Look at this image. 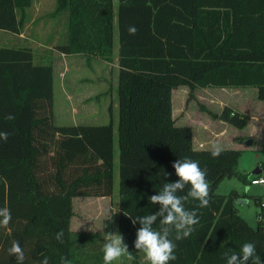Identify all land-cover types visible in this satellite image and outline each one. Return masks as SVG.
I'll use <instances>...</instances> for the list:
<instances>
[{"label": "trees", "instance_id": "1", "mask_svg": "<svg viewBox=\"0 0 264 264\" xmlns=\"http://www.w3.org/2000/svg\"><path fill=\"white\" fill-rule=\"evenodd\" d=\"M32 1L0 0V29L20 33ZM62 11L68 13L67 41L60 50L107 62L112 61L116 17L117 229L126 237L132 264L140 224L123 213L158 211L148 198L164 181L178 180L172 164L184 157L207 170L210 202L203 208L191 197L184 202L186 209H197L198 223L187 238L174 241L176 259L169 264H226L222 254L239 253L246 242L255 244L264 260V222L251 227L237 213L231 193H216L224 177L251 183L256 175L238 170L240 150L224 148L214 158L211 149L195 148L191 127L177 125L172 114V91L180 85L190 91L255 87L264 100V0H117L116 11L113 0H56L52 14ZM129 26L137 28L135 35L128 33ZM53 106L51 62L35 63L27 47H0V131L10 134L0 140V207L11 211L9 225L0 227V264H19L8 253L13 241L24 250V264L44 259L61 264L62 258L103 264V246L87 252L96 235L72 231L70 222L73 198L112 195L111 105L106 124H56ZM214 116L239 129L249 121L227 105ZM153 228H160L158 221ZM112 229L108 217L102 237ZM175 234L173 229L170 238Z\"/></svg>", "mask_w": 264, "mask_h": 264}, {"label": "rangeland", "instance_id": "2", "mask_svg": "<svg viewBox=\"0 0 264 264\" xmlns=\"http://www.w3.org/2000/svg\"><path fill=\"white\" fill-rule=\"evenodd\" d=\"M37 20L29 26L25 35H36L46 44L52 43L53 25L60 21L61 15H52L56 0H39ZM57 29L61 30L60 24ZM7 30L0 29V47L22 46L16 43ZM12 37V38H11ZM114 44L118 45L117 29L114 30ZM33 46V45H32ZM35 51V47L33 49ZM51 57L52 50H49ZM46 57V58H48ZM117 52L114 50L112 61L92 58L89 63L83 57L75 60L73 75V99L71 102L61 100L55 89L53 102L56 103V124H106L109 122V105L113 119V191L110 197H78L73 199L74 215L70 222V229L75 232H89L94 235L93 244H86L87 252L93 248H102L104 238L103 222L110 217L112 232L124 234L117 229L118 189H119V158L117 143L118 107H117ZM35 63L36 59L34 60ZM43 61L38 63H47ZM173 117L177 125H188L192 129L193 144L200 142L205 149H211L213 144L224 148L240 150L238 170L243 174L251 173L256 167L264 166V100L257 96L255 87H206L191 90L186 85H180L172 91ZM246 115L247 125L236 128L215 117L224 106ZM54 107V106H53ZM70 110V111H69ZM54 111V109H53ZM59 113V114H58ZM71 115H68L70 114ZM251 141L250 145L246 141ZM216 193L220 195L232 194L236 199L237 213L251 227L257 226L259 206L264 202V185L243 183L236 176L224 177L217 186ZM131 253V252H130ZM132 254V253H131ZM133 256V255H132ZM144 256V255H142ZM127 255L122 256L113 264H131Z\"/></svg>", "mask_w": 264, "mask_h": 264}, {"label": "clouds", "instance_id": "3", "mask_svg": "<svg viewBox=\"0 0 264 264\" xmlns=\"http://www.w3.org/2000/svg\"><path fill=\"white\" fill-rule=\"evenodd\" d=\"M135 26L128 27V33L135 35L137 32ZM8 119H14L10 114ZM6 131H0V140L6 141L9 137ZM222 153V147L213 144L210 154L212 157H219ZM175 175L178 180L175 182L164 181L161 189L148 199L151 204H158L159 210L152 214L132 217L126 212L123 214L130 217L133 224H140L136 232L134 248L142 251L148 264H169V261L175 260L174 254L176 244L187 238L192 232V226L198 223L197 209L188 210L184 207V202L191 197L198 201L197 208L207 207L210 202V186L206 179L207 170L201 169L199 163L184 157L176 159L172 164ZM170 173H164V176H170ZM188 189L185 196L178 193ZM159 218V220H158ZM159 222L160 228L154 229L153 225ZM11 222V211L7 206L0 207V227L6 228ZM175 229V237L170 238L171 231ZM63 233H57V239H61ZM102 248L103 264H113L119 261L122 256L127 255L129 260L134 259L128 251V246L124 242L123 236L118 232L109 231L105 234ZM10 256H14L19 264H24L25 253L18 241H13L8 248ZM223 258L226 264H264L256 253V246L251 242H246L240 248L239 253L228 250L224 252ZM41 264H48L44 259ZM61 264H71V261L62 258Z\"/></svg>", "mask_w": 264, "mask_h": 264}, {"label": "crops", "instance_id": "4", "mask_svg": "<svg viewBox=\"0 0 264 264\" xmlns=\"http://www.w3.org/2000/svg\"><path fill=\"white\" fill-rule=\"evenodd\" d=\"M40 4H41V2L39 0H33L31 6L29 8H27V10H26V14H27V20L26 21L27 22L24 25V27L22 28V30L20 31V33H13L10 31H8V32L11 34L10 36H12L14 38V40L17 41L16 43H18V45H22V46H17V47H27V48H30L32 50L34 60L36 59V61H38V62H43L46 60L51 62L52 66H53V97H54L55 89L57 88V91L60 94L61 100L65 101L66 103L71 102L70 100L73 99V96H72L73 90L72 89H73V87H75V85H74L75 80L74 81L70 80L69 76H72L74 73L73 70L76 69L75 68L76 66L74 65V61L75 60L79 61L78 58L83 57L85 59V61L87 63H89V61L95 57H91V56L87 57V55H85V54L66 53V52H63L60 50L59 46L63 45L67 41V19H68L67 11H62L58 14H54L55 18H57V15H61L60 21H57L58 24H60L58 26H60L61 30L57 29V24H56L57 22L54 23L53 30H52V43H51V45L46 44L45 42L39 40L36 35H29V36L25 35L29 26L32 27V24L34 22H36V20H37V14L39 12V5ZM116 7H117V0H113L114 11H116ZM55 8H56V5H55ZM115 27L117 29L116 17H114L113 34H114ZM117 38H118V31H117ZM34 47H35V51L33 50ZM118 48H119V43L117 46H115L114 36H113V52H114V50H116V52L118 54ZM49 50H52L51 57H48V56H50ZM46 57H48V58H46ZM87 58H89V60ZM96 58H98V57H96ZM116 59L118 61V56ZM117 70H118V65H117ZM53 105H54L53 109H54V118H55V117H57L56 103L53 102ZM172 107H173V105H172ZM68 115H71V113ZM73 124H75V123H73ZM200 142L201 141H197L196 145L194 143L193 146L197 149L198 148H204L203 145L200 147ZM75 198H78V197H75ZM75 198H73V199H75ZM85 198H89V197H85ZM73 211H74V209H73ZM136 253L138 254L137 257L135 258L136 264H148L145 256H142V255H144V253L142 251L141 252L138 251ZM133 261L134 260L132 259V263H133Z\"/></svg>", "mask_w": 264, "mask_h": 264}, {"label": "built area", "instance_id": "5", "mask_svg": "<svg viewBox=\"0 0 264 264\" xmlns=\"http://www.w3.org/2000/svg\"><path fill=\"white\" fill-rule=\"evenodd\" d=\"M251 184H260L264 185V171L261 172L259 175H256L254 178L251 179ZM264 208V202L260 204L259 209L260 211L257 214V221L264 222V212H262Z\"/></svg>", "mask_w": 264, "mask_h": 264}, {"label": "water", "instance_id": "6", "mask_svg": "<svg viewBox=\"0 0 264 264\" xmlns=\"http://www.w3.org/2000/svg\"><path fill=\"white\" fill-rule=\"evenodd\" d=\"M250 143H251L250 139L246 141V144H247V145H250ZM261 172H262V170H261V168L258 166V167H256V168L251 172V174H252V175H259Z\"/></svg>", "mask_w": 264, "mask_h": 264}]
</instances>
